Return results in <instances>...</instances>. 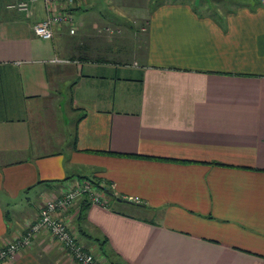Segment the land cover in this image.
I'll list each match as a JSON object with an SVG mask.
<instances>
[{"label":"crops","instance_id":"0c3cea01","mask_svg":"<svg viewBox=\"0 0 264 264\" xmlns=\"http://www.w3.org/2000/svg\"><path fill=\"white\" fill-rule=\"evenodd\" d=\"M10 1L0 248L69 181L93 179L99 201L61 216L100 264H264V0H163L137 13L128 44L109 35L122 24L106 16L123 7L113 0L70 7L51 39L33 25L60 3ZM1 264L79 263L43 230Z\"/></svg>","mask_w":264,"mask_h":264},{"label":"built area","instance_id":"2783aa9c","mask_svg":"<svg viewBox=\"0 0 264 264\" xmlns=\"http://www.w3.org/2000/svg\"><path fill=\"white\" fill-rule=\"evenodd\" d=\"M47 6L54 2L60 3L65 12L59 14L50 13L46 18L36 22L33 25L34 34L42 39H51L54 35L55 25L63 21H71L68 9L81 5L84 0H43ZM30 0H11L7 3V8L16 11L29 13ZM72 33L74 29L70 30ZM54 61H61L54 58ZM104 190V185L98 181L90 180H72L61 191L59 195L52 196L45 200L40 207L39 216L31 224H29L21 235L14 238L10 243L0 248V264L4 260L13 259L25 247H28L32 240L43 230H47L50 234L60 241L64 248L71 254L75 261L79 264H100L97 256L78 242L76 234L64 222L61 215L65 213L70 205L85 196L93 200L99 201V195L95 189Z\"/></svg>","mask_w":264,"mask_h":264},{"label":"rangeland","instance_id":"374dc122","mask_svg":"<svg viewBox=\"0 0 264 264\" xmlns=\"http://www.w3.org/2000/svg\"><path fill=\"white\" fill-rule=\"evenodd\" d=\"M163 0H113V4L118 6H123L118 9H116L117 13H113L110 15H106L107 17L110 16L113 20L116 22H120V26H118V29H110L109 31L112 33L109 35H112L115 39L116 44H120L121 42L128 44L131 38V34L135 33V31L140 30V25H143L144 23L139 22L138 20V12H148L149 9L153 7L154 4L159 3ZM192 3L198 6L202 11H209L214 8H224L227 6V0H190ZM107 2H110V0H101V5H106ZM103 3V4H102ZM134 4L136 7H134ZM120 29V30H119ZM119 30V31H118ZM107 34V31L105 32ZM127 37H130V40L126 39Z\"/></svg>","mask_w":264,"mask_h":264},{"label":"trees","instance_id":"16d2710c","mask_svg":"<svg viewBox=\"0 0 264 264\" xmlns=\"http://www.w3.org/2000/svg\"><path fill=\"white\" fill-rule=\"evenodd\" d=\"M86 201L88 202V200H87V199H85V201H84V202H86Z\"/></svg>","mask_w":264,"mask_h":264}]
</instances>
